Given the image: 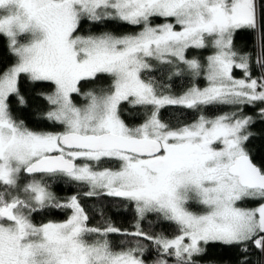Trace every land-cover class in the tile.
<instances>
[{"label":"snow or ice","instance_id":"obj_1","mask_svg":"<svg viewBox=\"0 0 264 264\" xmlns=\"http://www.w3.org/2000/svg\"><path fill=\"white\" fill-rule=\"evenodd\" d=\"M109 21L139 31H92ZM241 29L254 34L255 55L236 49ZM0 39L15 58L0 71V264H205L211 245L236 248V264H253L255 250L256 264H264V163L246 148L255 121L243 114L244 106L264 105V0H0ZM189 49L213 51L201 61L189 59ZM153 60L169 80L189 75L192 85L175 95L171 85L142 78ZM22 74L33 85L53 86L36 95L49 105L43 119L63 131H35L14 118L13 99L28 106ZM100 75L112 78L109 87L81 91L82 81ZM201 77L204 87L194 82ZM73 94L87 103L77 106ZM122 102L151 111L130 127ZM169 105L234 107L174 127L159 115ZM258 116L264 120V106ZM59 177L87 190L61 199L50 190ZM101 195L134 204L131 231L110 221L89 226L81 197ZM244 200L260 203L241 206ZM56 210L71 215L33 222L34 214ZM149 214L175 224L177 234L146 231ZM112 235L130 240L114 247Z\"/></svg>","mask_w":264,"mask_h":264},{"label":"trees","instance_id":"obj_2","mask_svg":"<svg viewBox=\"0 0 264 264\" xmlns=\"http://www.w3.org/2000/svg\"><path fill=\"white\" fill-rule=\"evenodd\" d=\"M163 18H156L155 23H163ZM85 24V31L82 34H87L90 25L87 22ZM96 34L101 31H109L114 35H125L130 33H135L139 31L138 26L122 24L119 21H109L106 25L92 28ZM234 44L236 49L241 53L249 52L255 55L254 44V34L247 29H241L236 33L234 38ZM207 49L196 50L189 49L186 56L190 59L193 56L198 57L201 61H204L206 57L211 52H206ZM14 57H12L3 46L2 39H0V71L3 70V65H10L14 62ZM154 65L152 72L142 73V78L147 79L149 76L155 78L156 81L161 84H168L171 87L168 89L169 92L175 95L183 93L188 87L193 83L192 78L189 75H182L178 77H173L171 80L168 79V73L162 69L165 67L163 65H158L156 61H151ZM234 74L238 77L242 76L241 70H234ZM252 74L253 76L258 74V69L255 64H252ZM112 78L107 75H100L96 80L82 81V92H87L89 90L98 91L99 88H107L111 84ZM198 86L202 87L205 85V80L203 77L198 78L194 81ZM20 90L25 98L28 100L27 107H20L15 99L12 100L11 109L14 118L18 120H23L25 125L35 131H48V132H59L63 131V126L51 125L48 121L43 119V113L48 109L49 105L41 97L37 96L38 91H52L53 86L51 84H41L33 85L30 83L26 76L22 74L20 77ZM74 103L79 107H83L87 101L82 96H77L73 94ZM264 105L259 103L256 106L243 107V114L252 116L255 123L249 126V131L253 135L249 138L246 143V148L252 155L255 163H264V120H261L258 116V109ZM234 106L231 105H212L202 109H188L181 106H165L160 109V118L163 122L168 123L171 126H181L184 124H190L194 122L200 114H204L208 117H214L221 114L222 112L231 111ZM122 119L130 127H135L143 123L146 119V115L151 111L149 107L147 110L142 106L132 107L127 104V102H122ZM101 167H118V162L113 163H101ZM41 174L36 175L37 178ZM29 179V177H24ZM55 195L61 199L71 196L75 193L86 191V187L79 185L76 182L69 181L66 177L56 178L55 182L51 183V189ZM248 202V203H247ZM244 200L239 202L240 204L247 203V205H252V207L257 206L260 201L255 200ZM81 203L85 207L89 215V226L92 227H103L106 222H111L118 228L127 229L131 231L135 223L136 214L134 204L128 200L119 197H110L107 195H101L99 197L85 198L81 197ZM190 210L195 212H203V206L198 204H190ZM103 213V214H101ZM71 215L70 210L64 211H51L48 214L40 213L33 215V222L36 224L46 223L48 221H65L68 216ZM148 220L152 223L149 225ZM143 227L146 231H151L153 233L163 232L165 235L171 237L177 234V226L171 222L164 221L162 219H157L154 215L149 214L148 219L143 222ZM87 239L92 240L94 237H87ZM113 242V246L123 247L127 246L121 244L122 240H130V238L121 237L118 235H112L110 237ZM154 252L149 251L146 257L149 259L154 258ZM240 254L236 248H229L223 245H211L209 246L208 254L203 258L205 264L208 261H214L215 264H236ZM253 264L261 260V255L259 252L253 250L251 256Z\"/></svg>","mask_w":264,"mask_h":264},{"label":"rangeland","instance_id":"obj_3","mask_svg":"<svg viewBox=\"0 0 264 264\" xmlns=\"http://www.w3.org/2000/svg\"><path fill=\"white\" fill-rule=\"evenodd\" d=\"M208 51L211 52L210 54H212V51H213V50H212V49H207L206 52H208ZM210 54H209V55H210ZM234 70H238V69H234ZM234 70H233V75H234L235 77H238V76H236V75L234 74ZM238 78H239V77H238ZM205 82H206V81H205ZM204 86H206V83H205ZM204 86H202V87H204ZM141 124H142V123H141ZM141 124H140V125H141ZM138 126H139V125H138ZM77 163L79 164V163H81V161H78ZM246 202H247V200H246ZM247 203H248V202H247ZM247 203H246V204L243 203V204H240V205H241V206L252 207V205H250V204L247 205ZM59 222H63V221H59Z\"/></svg>","mask_w":264,"mask_h":264},{"label":"flooded vegetation","instance_id":"obj_4","mask_svg":"<svg viewBox=\"0 0 264 264\" xmlns=\"http://www.w3.org/2000/svg\"><path fill=\"white\" fill-rule=\"evenodd\" d=\"M78 162V161H77ZM37 175H39V174H37Z\"/></svg>","mask_w":264,"mask_h":264},{"label":"water","instance_id":"obj_5","mask_svg":"<svg viewBox=\"0 0 264 264\" xmlns=\"http://www.w3.org/2000/svg\"><path fill=\"white\" fill-rule=\"evenodd\" d=\"M37 175V174H36Z\"/></svg>","mask_w":264,"mask_h":264}]
</instances>
